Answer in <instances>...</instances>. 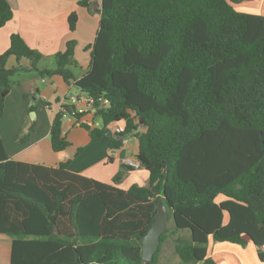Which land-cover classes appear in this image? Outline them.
<instances>
[{
    "label": "trees",
    "instance_id": "obj_1",
    "mask_svg": "<svg viewBox=\"0 0 264 264\" xmlns=\"http://www.w3.org/2000/svg\"><path fill=\"white\" fill-rule=\"evenodd\" d=\"M92 1L79 3L90 8ZM241 1L102 0L90 68L80 77L74 39L53 56V68H42L43 54L11 34L0 53L3 99L20 71L73 81L93 98L102 126L82 123V114L65 106L52 121L53 150L70 145L66 114L92 142L123 121L122 138L110 137L111 152L134 133L149 177L123 189L72 171L70 160L49 166L10 159L0 138V234L13 238L0 264H158L168 227L148 263L142 237L160 199L173 231L189 230L175 243L184 263L216 264L210 237L251 240L264 261V15L237 10ZM13 16L10 1L0 0V27ZM77 22L72 12L71 31ZM10 56L30 67H8ZM133 168L122 164L114 183ZM220 195L226 199L217 201Z\"/></svg>",
    "mask_w": 264,
    "mask_h": 264
},
{
    "label": "crops",
    "instance_id": "obj_2",
    "mask_svg": "<svg viewBox=\"0 0 264 264\" xmlns=\"http://www.w3.org/2000/svg\"><path fill=\"white\" fill-rule=\"evenodd\" d=\"M9 1L14 16L6 25L0 27V53L9 48L11 34L16 32L22 35L30 47L43 54L40 67L53 68L54 65L46 64V59L54 60L53 56L64 50L69 40L75 39L74 57L78 66L73 68V71L77 77H80L89 70L91 45L99 28L102 0H93L90 8L82 6L80 0ZM234 6L242 12L264 15V0H243L235 3ZM72 12L78 14L74 31L69 30V16ZM85 47L88 51L84 55L80 54V50ZM19 64L30 67V61L26 58L21 59ZM19 64L15 56H10L7 61V66L10 68ZM14 79L17 83L4 99L0 97V138L10 159L49 166L70 160L69 168L72 171L115 184L123 189H128L133 184L147 183L149 172L140 165L137 158L138 140L134 133L125 137L123 146L112 153L109 143L110 137L114 136L104 134L99 141L92 142L90 132L81 123H76L73 117L66 115L62 121V129L70 145L61 151L53 150L50 139L51 127L43 132L40 131L38 123L41 117H44V122L52 125L60 102L76 87L73 81L67 83L60 75L42 77L31 69L18 72ZM3 90L1 83L0 96ZM36 94H39L37 99L30 103ZM31 106L33 108L30 110ZM81 122L92 127L102 126L101 119H96L95 114L91 113L82 115ZM117 125L125 126V123L123 121L111 123L108 128L119 134L116 132ZM22 129L25 130L26 135L25 133L22 135ZM23 137L25 139H22ZM110 154L114 157L111 162L108 161ZM122 164L134 168L125 169L126 183L124 177L120 182L114 183L113 177L121 169ZM225 199L223 195L217 197L219 202ZM12 240L9 235L0 237V256L6 257ZM208 256L212 257L216 264H264L258 255L257 246L251 240L246 245H242L229 241H216L210 237ZM163 261L165 257L162 259L160 256L158 264Z\"/></svg>",
    "mask_w": 264,
    "mask_h": 264
},
{
    "label": "water",
    "instance_id": "obj_3",
    "mask_svg": "<svg viewBox=\"0 0 264 264\" xmlns=\"http://www.w3.org/2000/svg\"><path fill=\"white\" fill-rule=\"evenodd\" d=\"M38 95L39 94H36L35 97L32 98L31 103L35 102ZM105 134L108 136L122 138L119 134L114 133L110 128L105 130ZM170 213L171 210L167 209L163 200L160 199L156 219L147 234L142 237V259L144 263L151 262L154 259V255L158 252L161 245V236L167 228V219L169 218Z\"/></svg>",
    "mask_w": 264,
    "mask_h": 264
},
{
    "label": "rangeland",
    "instance_id": "obj_4",
    "mask_svg": "<svg viewBox=\"0 0 264 264\" xmlns=\"http://www.w3.org/2000/svg\"><path fill=\"white\" fill-rule=\"evenodd\" d=\"M86 51H88V48H86V47L82 48L80 50V54L84 55L86 53ZM51 59H46V64L51 65V66H53V65L55 66V61L51 60ZM40 63H41V61H40ZM40 63H39V65H40ZM47 67H49V66H47ZM0 97L2 99L3 94H1ZM31 102H32V100L30 101V103ZM2 105H3V103H2ZM38 125L40 128V131H43V132L48 130L51 127V124L48 125V122H46V123L44 122V117H41V120L39 121ZM24 131L25 130H23V129L21 130L22 135H23V133H25ZM24 135H26V133ZM127 136H129V135H126V137ZM22 139H24V137ZM125 183H126V178H125ZM167 227L169 230L167 232H165V240L162 244V249L159 253V257L161 256L162 259H163V257H165V261L160 262V264H188V263H184L175 251L176 236L180 235V231L177 233L173 231L174 223H173V220L170 218V216L167 219ZM181 231H182L181 232L182 236H184V237L189 236V230L185 229V230H181ZM0 237H3V235H0ZM1 264H8V263H4V261L1 260Z\"/></svg>",
    "mask_w": 264,
    "mask_h": 264
},
{
    "label": "built area",
    "instance_id": "obj_5",
    "mask_svg": "<svg viewBox=\"0 0 264 264\" xmlns=\"http://www.w3.org/2000/svg\"><path fill=\"white\" fill-rule=\"evenodd\" d=\"M93 103V98L87 92L76 86L74 90L70 94L66 95L64 100L60 102L59 110H65V106H71L76 114H95L96 108L94 107ZM124 130V126H116V132L122 133ZM133 163L135 164V162Z\"/></svg>",
    "mask_w": 264,
    "mask_h": 264
}]
</instances>
